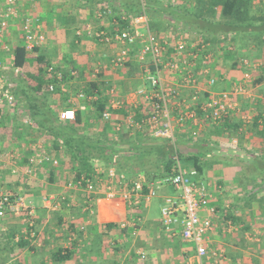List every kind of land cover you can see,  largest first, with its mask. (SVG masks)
<instances>
[{"label":"crops","instance_id":"crops-1","mask_svg":"<svg viewBox=\"0 0 264 264\" xmlns=\"http://www.w3.org/2000/svg\"><path fill=\"white\" fill-rule=\"evenodd\" d=\"M108 1H19L17 18L8 22L0 37V82L13 87L11 80L8 82L7 79L13 78L12 73L17 71L13 67V50L23 45L20 24L23 17L30 16L39 21L44 35V43L38 48L46 61L61 71L74 73L71 79L58 83L61 93L57 95L59 103L53 112L58 115L61 109H73L80 111L84 119L94 118L91 103L96 97L80 99L78 94L82 93L88 82H96L103 84L101 90L108 99L107 92L113 89L114 98L124 103L121 110L111 112L109 122L116 125L114 130L107 133L108 137L116 139L117 132H123L133 139L138 135L150 136L144 128L127 126L126 117L119 112L123 110L135 116L147 113V102L137 94L139 89L150 88L142 64L136 57L137 47L127 46L130 50L128 61L123 66L114 67L111 61L123 45L104 43L94 36L99 31L111 34L113 17L109 8L111 1ZM163 1L192 11L195 0ZM250 5L256 13L247 17L246 21L258 24L262 21L260 11L264 18V0H251ZM203 17L212 24L224 21L217 7L209 14L204 11ZM165 19L173 26H169L165 33L154 35L167 41L169 53L179 40L194 45L200 42L204 44L202 56L192 68L197 85L202 87L196 100L205 98L203 88L215 93L233 90L239 85L246 89L244 94L234 96L236 109L219 122L214 123L198 115L195 125L188 121L174 135V142L178 139L182 141V136H179L181 131L186 136L199 131L196 142L190 140V146L180 144V147L190 154L202 152L206 155L203 162L212 166L205 177L198 178L197 174V179L212 193L210 201L211 206L215 207L213 221L216 228L209 237V245L220 251L222 256L198 260L192 246L183 242L177 234L179 226L173 225L169 232L164 230L159 211L156 220L150 216L157 225L155 222L147 223L144 230L138 229L135 240L147 236L146 240L154 241V237H160L166 243L182 246L172 255L175 261H171L172 258H167V255L165 261L160 258L154 261L151 257L148 261L142 248L130 247L123 242L127 229L123 232L121 225L130 220V213L133 212L128 203L120 197L110 200L103 193L68 188L73 178L70 163L62 156L48 152L43 137L37 132L28 138L22 136L14 139L12 133L16 122L30 126V117L27 113L13 110V106H4L0 110V121L6 123L5 128L0 127V193H14L30 202L34 209L32 230L35 234L31 237L30 228L22 215L0 218V264H264V181L261 182L264 177L256 178L251 173L254 162L264 158V138L257 133L260 120L264 119V47L258 49L247 39L246 48L239 50L237 41H232L234 33L224 34L215 27L213 36L211 33L203 36L181 28L180 24L174 25L175 20L169 16ZM128 22L130 32L153 34L149 31L145 16L129 18ZM205 39H212L213 42ZM243 52L247 54L246 60L251 66L260 72L259 76L246 79L244 71L248 68L234 65V59ZM25 64L24 69H36L34 63L32 67L27 62ZM162 78L165 84L179 88L180 81L172 71L164 70ZM209 78H214L215 84L207 88L205 85ZM181 90L183 96L192 94L190 90ZM63 95L68 98L65 100ZM258 116L261 118L256 122V129L254 122ZM193 144H198V147H193ZM33 148L50 160L34 165L32 173L25 174ZM15 152L17 155L14 157ZM177 194L171 186H162L151 201L154 200L160 209L166 196L175 197ZM60 197H64V202L57 205ZM87 198L93 201V209H86ZM81 202L82 209H79ZM147 210L145 207L143 212ZM146 214L149 215V212ZM109 224L113 226L107 229ZM138 252H143L146 258L140 259ZM58 253L64 256L70 254L62 259Z\"/></svg>","mask_w":264,"mask_h":264},{"label":"trees","instance_id":"trees-1","mask_svg":"<svg viewBox=\"0 0 264 264\" xmlns=\"http://www.w3.org/2000/svg\"><path fill=\"white\" fill-rule=\"evenodd\" d=\"M109 1H111L109 8L112 9L110 15L113 17L111 34L129 30L131 28L128 22L129 18L141 16H145L148 19L150 32L155 35L165 33L169 30V26H173L167 23L165 19V17L169 16L175 20L174 25L180 24L181 28L203 36L208 33L213 36L215 27L224 34L234 33L235 38L232 41L235 43L237 41L239 50L246 48L245 42L247 39L249 42L252 41L253 45L258 49L264 47L263 12L260 11L259 13L262 21L258 24L246 21L247 17H252L256 13L252 11L251 0H195L192 11L179 9V7L172 6L163 0ZM216 7L220 8L221 17L224 21L217 24L205 21L203 17L204 11L209 14ZM205 40L213 42L212 39ZM13 55V67L17 71L12 73L15 77H7L8 82L11 80L13 85L11 88L14 95L12 109L17 110L19 113H27L31 121L30 126L16 122L15 130L12 133L13 138L19 139L22 136L28 138L35 132L40 134L44 139L48 152L62 156L64 160L70 163V170L73 174L72 182L85 177L90 179L93 184L95 176L98 175L100 178H104V172L109 168H113L117 174L125 177L127 183L135 176H142L148 185H153L156 181L174 175L176 160L184 168L195 170L198 178L205 177L211 169L212 166L209 163L203 162L206 155H203L202 152L190 154L181 149L180 144L190 145L186 142L182 143L180 139L172 142L169 139L141 135L133 139L123 132H117L116 139L109 138L107 133L114 130L116 124L114 125L109 120L105 121L102 119V114L106 111L108 102V96L104 95L101 90L103 84H100V86L99 83L88 82L82 93L78 94V96L82 95L83 97H80V99H87L90 96L96 97L91 103L94 118L84 119L82 113L77 111L75 112L74 120L61 121L58 115L53 112L54 109L56 110L55 105L59 103L57 95L61 93L56 74H61V80L67 81L71 79V72L61 71L50 65L38 47L31 52H27L23 45L16 46L13 50ZM166 55H169L168 51ZM229 55L235 57L234 54L229 53ZM240 55L233 61L237 67L241 65L240 60L248 57L245 52ZM26 62L31 67L34 63L36 69H32L29 73L27 69H24ZM49 67L53 68L52 72L47 71ZM245 68H248L247 71H244L248 78L260 75V72L253 68L251 64ZM63 98L66 100L68 97L63 95ZM119 112L125 117L128 115L123 110ZM197 113L200 115L201 112L198 110ZM139 117L137 115L136 119H139ZM260 118L261 116L255 118L256 129H258L256 122ZM260 122L261 126L257 133L264 138V119H261ZM0 125V127L5 128L6 123L4 120L0 121ZM192 146L198 147V144H193ZM98 167L102 168L103 171L97 173ZM251 173L256 178L264 177V158L257 159L254 162L251 167ZM262 181H264V178ZM113 186L117 187L116 184H113ZM129 186L131 187V185ZM142 192H147L145 186ZM112 226V224H109L106 228L110 229ZM122 231L124 232L125 229ZM174 250L177 252L178 247L174 248ZM69 254L67 253L64 256L58 253L62 259Z\"/></svg>","mask_w":264,"mask_h":264},{"label":"built area","instance_id":"built-area-1","mask_svg":"<svg viewBox=\"0 0 264 264\" xmlns=\"http://www.w3.org/2000/svg\"><path fill=\"white\" fill-rule=\"evenodd\" d=\"M19 1L21 0H0V37L7 28L8 22L17 18ZM20 31L23 46L27 52H31L44 43V35L37 19L30 16L23 17ZM94 36L104 43L123 45V48L111 61L114 67L123 66L128 61L130 52L128 47H137L136 57L142 64L143 73L150 87L148 90L139 89L137 94L147 102V113L140 115L139 119L128 113L125 124L133 128H144L154 138L169 139L174 142L175 132L179 128H184L188 121L195 125L199 116L217 123L236 109L234 98L246 92L245 87L240 85L233 90L219 93L206 91L203 88V91L208 95L201 101L196 100V96L202 91V87L197 85V78L194 76L192 68L196 66L197 60L202 56L204 44L201 42L194 45L179 40L172 46V52L166 55L167 41L159 39L154 34L140 35L136 32L122 30L110 35L99 31ZM240 64L243 67L250 65L246 59L240 60ZM164 70L172 71L177 75L180 81L179 88L165 84L162 78ZM47 71L52 72L53 68L49 67ZM56 78L59 83L62 82L61 74H56ZM244 78L247 79L248 75L245 74ZM214 84L215 79L209 78L205 86L209 88ZM11 88L10 85L0 82V108L13 105L14 95ZM50 88L52 87L50 86ZM180 88L190 90L192 94L190 93L189 97L183 96ZM107 94H109L108 109L102 114V119L105 121L110 120L112 111L124 107L122 101L114 98L113 89H110ZM79 96L82 97V95ZM197 109L201 112L199 116ZM58 117L61 121H72L75 117V111L73 109L62 110L58 113ZM192 134L194 135L195 132ZM16 153H14V157L17 155ZM48 160V156L38 151L37 148H33V154L28 158L29 168L26 169L25 174H31L35 169L34 165H41ZM176 161L174 175L156 181L153 185H148L142 176H135L129 184L123 175H119L113 168H109L106 170L109 185L106 187L104 196L110 200L120 197L128 204L146 207L148 202L157 196L160 187L171 186L178 194L175 197L166 196L160 208V220L164 230L169 232L173 225L179 226L177 234L183 242L192 246L198 260L221 257L222 253L210 248L209 245V237L216 228L213 221L215 207L211 206L210 201L212 193L205 184L198 181L195 170L184 168L178 160ZM113 184H116L117 187ZM144 186L147 189L146 193L142 192ZM72 187L91 193L92 182L90 179L81 177L76 182L68 184V188ZM90 200L88 199V208L94 205L93 201ZM56 202L57 205L63 203L64 197H60ZM202 212L205 214L201 215ZM21 215L26 220L31 237H33L35 234L32 230L34 209L30 202L24 196L0 193V218ZM127 226L128 224L125 223L121 225V228L126 229ZM137 254L140 259L145 258L143 252Z\"/></svg>","mask_w":264,"mask_h":264},{"label":"rangeland","instance_id":"rangeland-1","mask_svg":"<svg viewBox=\"0 0 264 264\" xmlns=\"http://www.w3.org/2000/svg\"><path fill=\"white\" fill-rule=\"evenodd\" d=\"M31 71H32V69L28 70L29 73ZM62 110L63 109L58 111V113L61 112ZM180 133L181 134L179 136H182V141L184 140V143L185 142L188 143L190 140L192 142H196V140H198V138H199V131L197 132V134L195 133L194 135H192V133H191V136H193V137H191L190 135L186 136V134H182L183 133L182 131ZM101 171H103L102 168L98 167L97 168V173L101 172ZM104 174H105L104 178H99L98 175L93 178L94 181H93V184H92L91 193L95 192V193H98V194H100V193L105 194L106 187H107V185H109V182H108V180L106 178V171L104 172ZM97 179L99 180V182H96ZM17 193L19 194V192H17ZM151 200L148 202V204L146 206V208H148V210L145 211V212H143V209L145 208L143 205L142 206L140 205L139 207H136V206H134L132 204H128L129 207H130V211L132 209L133 212L130 213L132 216H130V220L127 222L128 223V227L126 228L127 229V233L125 234L126 235V238H125L126 240H124L123 242H124V244L126 243L130 247H140V248H142L145 251V253H146V257H147L148 261L151 258L154 259V261H156L159 258L161 260L165 261L164 258L166 257V255H167V258H169V259L172 258L171 261H175L173 256H172V255L176 254L174 248L178 247V250H179L182 245H176L174 243L173 244H171V243L169 244V243H166V241H164L163 238L157 237V239H156L154 236H153L154 237V241H152L150 239L146 240L147 236L143 237L144 239L137 238L135 240V236H136V233H137L138 229L142 228L144 230L145 225L147 223H152V222L156 223V221H153V220L157 219L158 213L160 211V209H159L160 206H158L157 203L154 200L153 201H151ZM81 204L83 205V203L81 202L80 205L79 206L77 205V206H78V208L81 207V209H82V205ZM77 206L75 208H77ZM84 207H85V205L83 206V209H84ZM93 208L94 207H90V208L87 207L86 209L90 210V209H93ZM146 212H149V215H147ZM137 216H139V217L136 218ZM150 216L153 217L152 221L150 219L151 218ZM156 225H157V223H156ZM149 233H151V232H149ZM129 246H128V248H129Z\"/></svg>","mask_w":264,"mask_h":264}]
</instances>
